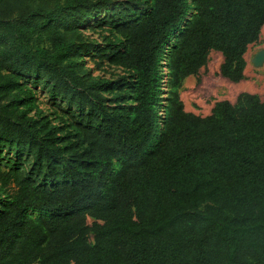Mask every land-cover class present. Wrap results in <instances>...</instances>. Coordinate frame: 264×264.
<instances>
[{
    "label": "trees",
    "instance_id": "1",
    "mask_svg": "<svg viewBox=\"0 0 264 264\" xmlns=\"http://www.w3.org/2000/svg\"><path fill=\"white\" fill-rule=\"evenodd\" d=\"M113 2L0 0V264H264V95L203 116L180 94L212 50L245 79L264 0H126L98 49L81 28Z\"/></svg>",
    "mask_w": 264,
    "mask_h": 264
},
{
    "label": "rangeland",
    "instance_id": "2",
    "mask_svg": "<svg viewBox=\"0 0 264 264\" xmlns=\"http://www.w3.org/2000/svg\"><path fill=\"white\" fill-rule=\"evenodd\" d=\"M112 1H114L112 4L101 10L98 15L91 17L90 21L81 28L84 37L94 44H97L98 49L107 46L106 37H110L113 40H117L118 38L111 32L110 27L100 25L101 19L104 16L118 11L122 8V5L118 3L126 0ZM96 51H92L84 57L85 62L83 68L87 74L114 81L125 75L123 68L110 65L107 59L94 57ZM262 51L264 52V26L260 41L256 44H251L245 55L247 60L245 79L235 83L221 74L220 66L223 61V56L221 52L212 50L209 54L207 64L200 69L199 75L193 77L190 82L183 83L180 94L185 108L188 111L204 116L211 112L216 101L230 100L234 102L241 92H251L263 96L264 60L260 66H257L254 62L256 56ZM28 86L32 87V84L29 83ZM32 88L35 91L41 114L49 116L55 124L61 126L64 129L63 133L67 130H75L73 125L74 118L69 114V107L67 105L51 99L48 93L41 90L40 87ZM161 96H163V99H166L164 91ZM165 102L166 100H163L162 103ZM3 158H0V166H4L2 162ZM92 221L93 218L89 217L88 222L92 223ZM91 241H93L92 238Z\"/></svg>",
    "mask_w": 264,
    "mask_h": 264
},
{
    "label": "water",
    "instance_id": "3",
    "mask_svg": "<svg viewBox=\"0 0 264 264\" xmlns=\"http://www.w3.org/2000/svg\"><path fill=\"white\" fill-rule=\"evenodd\" d=\"M263 60H264V52L262 51L256 56L254 62L257 66H260L263 63Z\"/></svg>",
    "mask_w": 264,
    "mask_h": 264
},
{
    "label": "crops",
    "instance_id": "4",
    "mask_svg": "<svg viewBox=\"0 0 264 264\" xmlns=\"http://www.w3.org/2000/svg\"><path fill=\"white\" fill-rule=\"evenodd\" d=\"M193 77H195L194 75H191V76H189V77H187L185 80H184V82L186 83H188V82H190V80L193 78Z\"/></svg>",
    "mask_w": 264,
    "mask_h": 264
}]
</instances>
